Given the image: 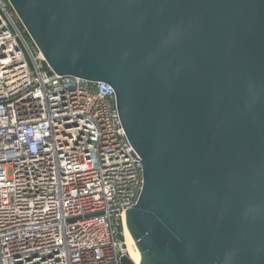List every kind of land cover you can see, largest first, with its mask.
<instances>
[{
  "label": "water",
  "instance_id": "95a60500",
  "mask_svg": "<svg viewBox=\"0 0 264 264\" xmlns=\"http://www.w3.org/2000/svg\"><path fill=\"white\" fill-rule=\"evenodd\" d=\"M10 2L55 73L114 88L143 264H264V0Z\"/></svg>",
  "mask_w": 264,
  "mask_h": 264
},
{
  "label": "built area",
  "instance_id": "2783aa9c",
  "mask_svg": "<svg viewBox=\"0 0 264 264\" xmlns=\"http://www.w3.org/2000/svg\"><path fill=\"white\" fill-rule=\"evenodd\" d=\"M131 151L114 88L55 73L0 0V264L131 258L127 209L144 184Z\"/></svg>",
  "mask_w": 264,
  "mask_h": 264
},
{
  "label": "bare ground",
  "instance_id": "6f19581e",
  "mask_svg": "<svg viewBox=\"0 0 264 264\" xmlns=\"http://www.w3.org/2000/svg\"><path fill=\"white\" fill-rule=\"evenodd\" d=\"M125 236H126V243H127V250L134 261L135 264H143V254L138 247L136 240L134 239L128 224L126 222L125 225Z\"/></svg>",
  "mask_w": 264,
  "mask_h": 264
}]
</instances>
